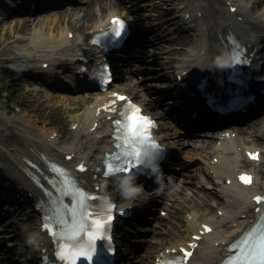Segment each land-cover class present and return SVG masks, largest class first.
I'll return each mask as SVG.
<instances>
[{"label": "bare ground", "instance_id": "obj_1", "mask_svg": "<svg viewBox=\"0 0 264 264\" xmlns=\"http://www.w3.org/2000/svg\"><path fill=\"white\" fill-rule=\"evenodd\" d=\"M245 1L246 0H234V2L239 4L238 14L243 16V19L238 21L232 16H236V14L228 13V10L224 9L220 0H179V2L186 3L182 12L187 11L199 14V16L197 14L194 16V23L196 24V27L194 28L195 37L191 39L187 47L184 48V56L179 60H175L174 64H171V60L168 58L160 59L159 54L162 49V43L165 41L169 42L170 40H173V38L169 37V34L161 36L154 33L153 31L156 29L154 27H150L138 38L137 44H142L145 49L147 44H153V46L159 48V50L150 53L146 50L143 55L136 56L137 60L141 59L140 62L155 61L158 63L160 68H171L176 72H180L181 70L188 68V73L190 70V72L194 75L198 72L202 74H209L211 72V76L206 79V84H209L211 82L210 80L217 78V74L221 70L223 50L224 45H226L224 34L226 32L234 34V36L245 45L253 44L255 36L251 26L256 24L257 20L255 16L247 13ZM94 4L97 6L96 10L94 9V5H86L84 8L86 12L85 23L81 28L86 27L88 22L95 23V26L104 25L107 17L118 14L117 10L120 6L118 0H95ZM66 7L67 8L64 11H56L53 14L33 19L32 24H44V28L34 29L30 40L27 42L25 47L13 56L1 59L0 63L3 67L0 64L2 67L0 68V73L2 75L14 72V69L10 64L21 62L20 66H23V62L28 59L34 60L36 66H40L43 61L48 60L49 69L57 67L58 71L62 70V72H64L67 70L68 73L72 71L69 70V68L72 67V63L75 59L76 67H80L79 61L77 60V51L82 49L81 39L75 37L68 38L66 36L69 31L68 26L61 28V30L58 31V34L54 28L49 25L50 23L59 25L60 20L63 18L62 15L72 14L76 11V9H78L71 5ZM122 11L124 15H129L133 22L140 25L139 21L137 23V16L135 14H132L131 11ZM15 22L16 20L14 19L11 23V28H15ZM170 23V19H165L160 23V25H162L161 27H165L169 26ZM10 40V43H22L26 41L25 38L21 37H15ZM169 50L170 49L167 51ZM137 60L135 62H137ZM124 68V74L129 73L131 75H136L143 71V69L137 65L130 68L124 66ZM261 72H264V67ZM156 77H158L156 71L150 72L149 78ZM132 86L134 93L140 97V102H142L143 106L146 109L151 110L153 103L149 100V98H147L149 93L147 94L141 91L138 82H133ZM55 88L58 87L56 85H50V89H43L44 92L37 90V92L39 95L46 94L45 96L50 99L61 100L70 98L69 96L58 94V89L54 91ZM80 88L83 87L78 86V89ZM156 92L160 91L157 90ZM91 97L92 101L87 103L89 105H87L83 111V122L86 120V131H88L92 121H97L98 127L95 132L89 131L91 135L86 133L85 142L82 141L77 145L73 144L63 147L56 146L55 136L52 139L49 137L50 129L39 126L37 122H29L27 119L19 121L14 117H10L7 112L0 110V163L5 167L4 170L0 169V172L2 173L1 176H8L9 180H12L19 186H25V189L31 191L30 184L20 169L21 167L29 169L25 167V158H31L38 162L39 168L30 169L40 177L43 172L46 171V166L43 165L41 160L43 155L51 156L54 159L60 160L66 164L75 162L76 157L84 158L90 163L96 162L99 154L104 151V146L109 143V139L107 138L108 133L104 130L107 120L103 117L100 118L99 125V120L95 115V111L98 110L96 106L102 103V99L98 98V96L92 95L84 96V99L86 100V98ZM110 99L113 100L115 98ZM168 102H171V98L168 99ZM160 119L162 118L160 117ZM78 120L81 121L82 119ZM259 123L260 121L258 119L251 120L248 123L252 132L255 129V126ZM161 124L164 129V132L160 135L162 140L177 143V137H179L180 134L187 133L177 122L170 123L162 120ZM245 130L246 127L243 128L236 126L231 128L227 127L220 133L211 132L209 130H199L192 133L198 134V139H191L189 141V138H186L182 141V144L184 145L202 150L199 153H191V155L185 152L187 160L196 159L203 162L201 165V172L206 169V165L213 157L217 158L212 164V167L215 169L217 174L211 176L210 178L212 179V187L214 188V203H219V206H217L216 209L221 211L220 215L215 213L214 215L206 216L205 213L198 214L196 208L191 206L189 219L184 218L183 228L185 235L180 236V234L175 233L174 236L178 237L173 239L174 241L170 242L169 246H177L179 243L182 244L185 241L190 240L192 234L198 233L197 230L201 227L200 224L202 222H210L213 226V230L205 235H202V238L198 241V246L191 257L192 259L189 260L187 264L214 263L220 256H223V251L225 249V244L223 243L232 239L238 233L239 228H241L243 224L253 215L252 208L254 203L250 199L251 196L259 191H264V181L261 183L260 187L257 186V181L260 178L259 172H255V181L250 186L244 187L235 182L236 173L242 170L239 168L242 166V159L245 157L244 150L246 147L251 146L258 148L253 145L254 141L250 139L252 137L245 138L247 136L246 134H249V131ZM233 132L234 136H232ZM96 134H100L101 137H96ZM211 139H214V141ZM249 143L251 144L249 145ZM83 144H88V146L84 147ZM66 153H73V158L69 161L64 160L63 156ZM81 176L90 179V177L86 175V172L81 174ZM205 177H207L206 173L199 175L200 179H204ZM227 178L230 179V183L228 184L224 182ZM185 179L178 178L177 180L172 181V183L177 181L176 190L179 188H188L187 186L185 188L181 185V183L184 182H186V184L191 182L189 179ZM191 186L194 189L207 188L206 182H202L201 180H196L195 182L192 181ZM187 196L188 192L184 195V198ZM180 197L181 196L177 193H170L168 194L167 200L180 199ZM164 208L171 213V207L165 206ZM242 214L245 215L242 216ZM1 221L2 218L0 217V222ZM8 226L14 230V228L17 227V224L14 221H10ZM36 234L37 231L35 230L32 235L35 236ZM14 236L17 237L19 235L14 233ZM28 246L30 247V245ZM0 249L2 251V260L5 263L9 264L8 261L15 263L13 253H15L16 250L14 247H10L6 250L0 242ZM192 260H194V263L191 262ZM23 263L27 264L26 262Z\"/></svg>", "mask_w": 264, "mask_h": 264}, {"label": "rangeland", "instance_id": "obj_2", "mask_svg": "<svg viewBox=\"0 0 264 264\" xmlns=\"http://www.w3.org/2000/svg\"><path fill=\"white\" fill-rule=\"evenodd\" d=\"M13 6L15 8L11 9L8 8V6H5L3 9L1 7L0 2V61L4 57H8L11 55H14L16 52H18L19 49L23 48L25 43H10L11 38L15 37H26L27 39L30 37V34L33 32L34 29H41L44 27V24L40 25H34L32 24L34 18H38L40 16H46L55 13L56 11H64L67 7L63 8H47L37 11L36 9H32V7L29 8L28 3L21 2V0H13ZM109 1V0H108ZM111 1V0H110ZM120 3V6L118 8L119 12L121 10L129 9L133 14H135L141 22V25L143 27H154L156 30L153 31L154 33H157L159 35H165L166 33L169 34V37L173 38V40L165 41L162 43V49L160 50V59H170L171 64H173V60L175 61L177 57L182 56L183 53V47L185 48L187 44L190 42L191 35L188 36L186 33L178 34V32L173 31L171 26L170 27H158L157 22H160L164 20L166 16L171 14L170 8V0H118ZM161 2V3H159ZM95 0H71V6H74L78 9L74 11L72 14H64L62 15L63 18L60 20L59 26H54V24H51L54 30L58 32L60 28L65 27L66 25H69L71 29H74L76 27H80V25H83L85 23V10L84 8L86 5H94V9H97V6L94 4ZM157 5V7H153L152 5ZM21 10V11H20ZM25 10V11H24ZM6 11V12H5ZM167 11V12H166ZM257 8L255 6L249 8V13L256 16L258 13L256 12ZM84 15V16H83ZM16 20L14 26L15 28H11V23L13 20ZM93 22H88V26L85 28V30L91 29ZM13 26V27H14ZM176 29H178V26H176ZM144 32V31H143ZM149 38V37H147ZM140 48L137 51V55H142L146 50L149 52H156L159 50V48H156L153 46V44H147L146 49L143 48V45H139ZM181 47V48H180ZM10 49V50H7ZM171 49L170 52L167 50ZM167 52V53H165ZM136 57V55H135ZM141 60V59H139ZM137 66H140L143 71L136 75H131L129 73L123 74L118 76L116 80L112 83L113 88L117 89H124L125 91L132 92L134 94V91L132 89V83L138 82L140 85V89L144 92H153V94H150L149 97L152 100H159L162 99L160 95L154 94V91L156 90V82L155 80L150 79L148 76L150 75V72L156 71L158 75H165V74H171L169 69H162L155 61H144L140 62L137 60V62H134ZM1 64V63H0ZM2 66V64H1ZM0 66V68H2ZM1 72V70H0ZM131 75V76H130ZM14 73H9L6 75H2L0 73V110L5 111L8 109L6 106H19L20 110L17 108L8 109L10 117H14L19 121H22L23 119L29 120V122H37L39 126H43L46 129H54L58 131V140L57 145L58 146H65V145H73L75 143H78L79 141L83 140L85 138V126L78 127L76 130H74V124H78L77 117L82 119V111L85 109V107L89 104H87L90 99L85 100L84 96L92 95L95 96L94 91H88L86 94L83 91L77 92L72 91L73 94H71V99H46L44 97L37 96L38 94L32 92V89H35L37 87L28 86L29 82L37 81L34 77L28 76L26 78H21L15 80ZM14 79V80H13ZM136 80V81H135ZM16 92L15 95H12V92ZM66 94H70V91H63ZM58 94H63L61 92H57ZM77 93V94H75ZM131 93V94H132ZM75 94V95H74ZM7 96L12 99V102L9 103L1 96ZM65 95V94H64ZM138 96V95H137ZM139 97V96H138ZM92 100V99H91ZM162 108H165L162 103H160L158 106H156V110L158 113L163 114ZM260 123L256 125V131L253 133L252 129L250 127H246V130L249 131V137L251 140H253V144L258 145L259 147L263 148L264 150V114H261L259 116ZM82 123V120H81ZM191 139H198V134H194L190 137ZM213 141V140H212ZM192 147V146H191ZM187 147V152H201V149H195ZM182 160V159H181ZM247 164H251L247 162ZM198 165H192L185 169L184 171H181L179 175H181V178L186 177L191 182L196 181V176L192 173L195 172L194 168H198ZM257 166L259 168V172L261 174H264V155L263 159L260 163H257ZM261 179L259 180V183L262 182L264 179V176L261 175ZM191 182L187 183L186 186L189 188V196L187 198H183L182 194L184 192L183 190H175L173 185L171 188H169V191L166 192L167 194L175 193L179 194L181 197L179 200H173L168 201L167 205L171 207L172 210L171 213L168 212L167 215L160 217L159 215H155V220L153 224L151 225V229L149 230L147 227L142 228L141 231H146L147 235L146 238L143 237L141 234H138V229L134 230L135 233H137L136 236H132L130 234H127V240H125L126 244H129L128 241H133L134 243H141L144 242L139 249H137L136 252H134V245H130V248L127 250V262L125 264H149L151 260L152 253L161 248L162 246L170 243L172 241V237H174V234H182L180 230L182 229L184 225V212L189 209L190 205H195L199 212L206 213L208 215L213 214L215 212V206H213V199H214V193L212 190L207 189H194L191 186ZM112 191L116 194H119V190L115 188L114 186L111 187ZM165 193V194H166ZM122 195V194H121ZM165 197V198H164ZM163 199L164 202L166 201V196L164 195ZM161 202H162V198ZM162 204H164L162 202ZM18 208V212L14 213L13 216H6L3 218V221L0 223V240L5 244V247L7 248L12 244H15L18 246L16 251L13 253V257H16V259H20V244H23L24 237L27 233V228L32 227L34 223L33 222V216L29 214L28 211L22 208V206L15 207ZM157 212L156 214H158ZM14 220L18 225L16 228H14V232L17 233L15 236L13 235V231L11 229H8L7 224L9 220ZM183 235V234H182ZM178 237V236H177ZM30 250V249H28ZM27 250V251H28ZM143 255V256H141ZM16 261V260H15ZM17 262V261H16ZM18 264V262H17ZM124 264V263H123Z\"/></svg>", "mask_w": 264, "mask_h": 264}]
</instances>
